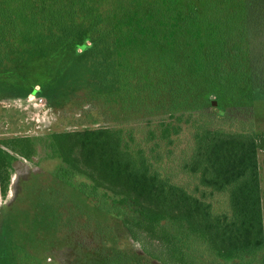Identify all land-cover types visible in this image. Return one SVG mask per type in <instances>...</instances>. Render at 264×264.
<instances>
[{"label": "trees", "instance_id": "obj_1", "mask_svg": "<svg viewBox=\"0 0 264 264\" xmlns=\"http://www.w3.org/2000/svg\"><path fill=\"white\" fill-rule=\"evenodd\" d=\"M262 32L264 0H0V81L40 94L36 85L50 90L65 74L68 84L84 76L97 88L114 89L123 102L139 103L146 93L155 102L162 90L177 101L186 88L194 91L210 80L218 86L205 84L209 91H197V98L214 93L225 102L230 98L219 87L222 73L235 76L233 86L242 85V75L245 86L264 89V63L250 57ZM240 41L243 48L225 57L227 46ZM31 62L39 71L28 73ZM249 90V103L229 107L231 113L252 109ZM220 109L218 116L227 118V108ZM191 112L159 118L157 128L145 133L153 144L147 154L132 131L120 127L66 132L57 140L68 166L83 168L96 185L142 208L159 225L154 236L172 262L256 264L259 256L257 263L264 264L258 162L264 131H222ZM246 115L241 118L249 124ZM183 124L194 127V146L178 170L195 180L192 187L155 167L162 158L156 148L163 143L171 156ZM6 159L0 150L1 171ZM215 196L225 198L222 210L214 209Z\"/></svg>", "mask_w": 264, "mask_h": 264}, {"label": "rangeland", "instance_id": "obj_2", "mask_svg": "<svg viewBox=\"0 0 264 264\" xmlns=\"http://www.w3.org/2000/svg\"><path fill=\"white\" fill-rule=\"evenodd\" d=\"M247 31L251 36L252 31ZM253 42L250 57L254 62L262 59L264 63V33ZM243 46L242 41L237 46L228 45L225 57ZM35 64H28V73L39 71ZM228 64L224 63L225 66ZM228 72L222 73L223 84L219 86L230 98L225 102L214 93H209L207 100L197 98V91L206 95L210 86H218L210 80H205L200 89L194 88L193 91L186 88V94L177 101L162 90L155 102L146 93L143 101L135 103L123 102L114 89L97 88L84 76L68 84L65 74L50 90L36 85L40 94L27 93L26 89L2 79L0 150L9 159L4 161L3 170H0V232L3 222L7 225L6 230L12 233L7 246L0 240V264H176L170 260L164 243L154 236L157 223L123 196L96 185L83 168L68 166L62 157L66 158V150L61 148L64 144L58 143L57 139L66 132L120 127L126 131L130 129L147 154L153 144L146 142L145 133L157 128L156 121L168 118L170 113L189 111L199 123H209L222 131H239L249 126L257 133L263 132L264 89L245 86L242 80L246 78L242 75L237 78L244 87L233 86L235 76L231 77ZM260 73L263 79L264 72ZM205 84L210 86L205 88ZM261 84L264 85V82ZM248 90L254 100L252 109L243 110L252 120L245 124L246 117L241 118L244 113H231L228 108L246 104ZM210 100H218L217 107L209 106ZM224 106L231 118L218 116ZM194 131L193 126L183 124L182 131L171 146V156L165 155L166 146L160 143L156 151L162 158L155 163L162 174H168L176 183H189L191 187L189 181L195 180L181 173L178 167L194 146ZM258 160L264 229L263 151L258 152ZM215 200L214 209L222 210L225 198L215 196ZM157 229L159 231V225ZM197 247V253H203V247ZM262 254L264 256V249ZM258 260L259 256L254 263L258 264Z\"/></svg>", "mask_w": 264, "mask_h": 264}, {"label": "flooded vegetation", "instance_id": "obj_3", "mask_svg": "<svg viewBox=\"0 0 264 264\" xmlns=\"http://www.w3.org/2000/svg\"><path fill=\"white\" fill-rule=\"evenodd\" d=\"M35 90L37 91V90H39V88H37L36 89V86H35ZM32 94H36L35 92L34 93H32ZM62 156V155H61ZM65 160H66V158L64 157V156H62ZM66 163V162H65ZM56 177H57V174H54ZM6 218V217H5ZM2 220H3V217H2ZM4 221V220H3ZM7 222V221H6ZM6 224V223H5ZM5 224H3V222H2V226H1V232H0V240H2L3 241V243L5 244V246H7L9 243H10V236H11V234L10 233H12V231L10 232V230H6V226L7 225H5Z\"/></svg>", "mask_w": 264, "mask_h": 264}, {"label": "built area", "instance_id": "obj_4", "mask_svg": "<svg viewBox=\"0 0 264 264\" xmlns=\"http://www.w3.org/2000/svg\"><path fill=\"white\" fill-rule=\"evenodd\" d=\"M32 96H33V95L31 94L30 97H32ZM32 98H33V97H32ZM39 100H41V99H39Z\"/></svg>", "mask_w": 264, "mask_h": 264}, {"label": "crops", "instance_id": "obj_5", "mask_svg": "<svg viewBox=\"0 0 264 264\" xmlns=\"http://www.w3.org/2000/svg\"><path fill=\"white\" fill-rule=\"evenodd\" d=\"M258 162H259V160H258ZM259 168H260V165H259Z\"/></svg>", "mask_w": 264, "mask_h": 264}]
</instances>
